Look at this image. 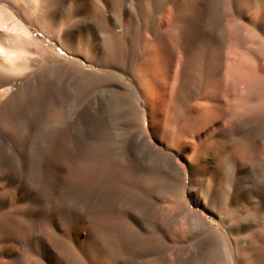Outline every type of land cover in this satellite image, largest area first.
Returning <instances> with one entry per match:
<instances>
[{"label":"rangeland","instance_id":"obj_1","mask_svg":"<svg viewBox=\"0 0 264 264\" xmlns=\"http://www.w3.org/2000/svg\"><path fill=\"white\" fill-rule=\"evenodd\" d=\"M228 2L200 0L195 11L184 14L194 35L188 39L180 38L178 32L172 39L161 36L151 50L153 60L146 63V72L141 70V63L147 55L146 41L153 37L149 30L141 37L139 60L131 56L136 43L127 39V60L108 64L95 52H91L93 56L87 52L98 37L87 40L75 29L74 34L83 37L70 39L66 49L51 34L30 23L35 36L54 48L60 64L78 61L97 73L93 83L91 80L94 87L81 94L78 112L71 114L64 125L66 141L56 144L59 156L66 155L75 166L92 172L83 181L87 195L82 203L75 205L67 200L66 204L92 221L99 241L97 263L264 264V173L258 172L243 119H221L213 131L208 143L223 145L222 154L205 148L192 154L190 144L198 137L195 127L190 129L192 124L188 125L185 117L177 126L172 119L173 113L182 109L179 101L183 95L188 100L183 107L188 117L198 98L204 101L200 110H222L234 103L223 89L211 85L218 78L224 76L227 84L238 72L264 78V27L245 26L254 13L244 8L246 1ZM148 5L147 0H142L138 9L130 12L129 30L112 25L109 30L126 41V35L143 26L151 12ZM164 7L169 8L170 3ZM125 8L129 9L128 5ZM83 16L78 18L86 20L88 16L87 20H91L89 15ZM28 78L19 77L13 88H21ZM67 82L76 83L72 79ZM80 83L83 85L84 80ZM33 85L35 90L43 89V76L35 79ZM124 89L126 99L101 109V103L107 104ZM241 92L247 93L242 89ZM252 92L264 104V88L257 84ZM41 100L34 103L40 108L31 118L35 130L38 114H47L58 106L52 96ZM79 113L83 116L82 127L76 122ZM164 127L174 129L173 140L163 139ZM47 137L43 130L41 138ZM39 146L44 147L45 142ZM221 156L222 171L213 170L211 165ZM169 160L174 168L169 167ZM200 221L206 228L200 227ZM241 238L248 239L246 258L240 242L237 244ZM224 240L232 257L222 247Z\"/></svg>","mask_w":264,"mask_h":264},{"label":"bare ground","instance_id":"obj_2","mask_svg":"<svg viewBox=\"0 0 264 264\" xmlns=\"http://www.w3.org/2000/svg\"><path fill=\"white\" fill-rule=\"evenodd\" d=\"M147 1L151 12L145 15L143 26L134 29L130 36L126 35L125 41L111 32L108 26H125L129 30L130 12L138 9L142 0H0V264H100L99 261L97 263L99 241L92 221L66 204L67 200H72L75 205L82 203L85 195L83 181L92 172L75 166L66 155L59 156L56 152V144L66 141L64 125L68 117L78 112L79 98L94 87L91 80L97 73L78 61L60 64L54 48L35 36L30 23L43 33L51 34L66 49H69L68 41L73 37L78 39L85 36L87 40L92 36L98 37L99 40L94 42L92 49L88 47L91 50L87 48V52L91 56V52H95L96 57L108 64H123L127 60V39L130 43H136L134 55L131 56L139 60L141 37L149 30L153 37L146 41L147 55L145 61H141V70L146 72V63L152 62L151 52L161 36L172 39L178 34L180 38L188 39L194 35L184 14L195 11L200 0ZM233 1L236 0L228 3ZM244 1V8L254 10L245 26L259 24L258 27H264V0L263 3L258 0ZM166 3H170L169 8L164 7ZM127 5L129 9L125 8ZM63 15L68 19H63ZM85 15H89L91 20H87L88 16L86 20L78 18ZM101 26L106 28L105 31ZM75 29L83 36H76ZM175 32L178 33L175 35ZM201 53L200 59L204 57ZM23 75L29 78L21 88L14 89V82ZM40 76L45 79L46 86L35 90L33 83ZM70 79L76 83H68ZM83 80L82 85L80 82ZM257 84L264 88V78L240 72L232 75L228 84L224 76L218 78L211 85L223 89L234 103L227 102L229 104L222 110H200L199 106L204 101L198 98L189 117L183 108L188 100L185 95L180 96L183 110L177 109L173 113V125L177 126L185 117L188 125L192 124L189 125L190 129L195 127L198 137L190 144L192 154L203 148L222 154L224 146L208 143L210 136L220 126L221 119L230 122L243 119L242 126L247 130L245 137L254 151L258 172L263 175L264 104L260 102L258 94L252 92ZM241 89L247 92L246 95ZM123 91L110 98L107 104L101 103V109L126 99L127 89ZM109 93L113 94L112 91ZM51 96L58 106L47 114H38L35 130L31 118L39 106L36 107L34 103L38 99L46 101ZM76 122L80 127L84 125L80 113ZM251 125L253 128L250 129ZM164 128L163 139L173 140L174 129ZM43 130L49 139L41 138ZM234 130L235 127H232ZM41 141L45 142L44 147L39 146ZM180 145L184 146V141ZM168 165L174 168L172 160L168 161ZM54 167L63 170H55ZM211 167L222 171V156ZM236 196L241 197L240 194ZM230 200L234 201L233 198ZM199 225L202 229L206 228L201 221ZM238 242L243 256L248 257V239L241 238ZM222 247L232 257L231 248L225 240Z\"/></svg>","mask_w":264,"mask_h":264}]
</instances>
